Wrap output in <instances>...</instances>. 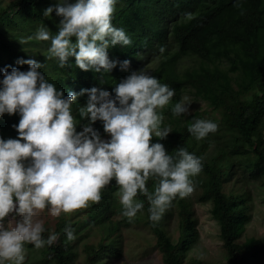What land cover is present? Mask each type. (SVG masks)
Wrapping results in <instances>:
<instances>
[{"label": "trees", "instance_id": "1", "mask_svg": "<svg viewBox=\"0 0 264 264\" xmlns=\"http://www.w3.org/2000/svg\"><path fill=\"white\" fill-rule=\"evenodd\" d=\"M74 2V0H69ZM56 0H10L0 4V70L18 67L26 71V64H17L18 58H34L44 64L40 69L45 78L63 89L79 92L82 88L102 87L109 91L132 70L116 68L107 73L82 71L69 58V65L61 68L55 60L45 59L47 46L25 52L18 46L20 40L36 41V28L46 27L55 35L59 17L53 13L45 17L44 10ZM112 23L123 28L131 37V46L116 45L108 49L109 58L152 62L149 75L161 84L175 89V95L163 109V126H171L167 139L153 137L170 155L183 147L203 159V170L192 177L195 198H176L163 219L153 227L149 221L148 202L142 194L136 199L143 201L144 208L133 221H142L155 238V245L166 264H204L198 256L187 253L198 240L197 217L193 202H209V212L218 226V236L225 249L226 262L247 264L264 254V240L248 236L239 241L250 218L248 212L249 182L264 186V0H117ZM191 15L193 19H188ZM32 37V39H29ZM160 46L165 47L161 55ZM185 56L197 58L195 65L181 67ZM155 61V62H153ZM3 73L0 71V80ZM188 91L194 98L204 101L213 118L221 117V131L210 133L203 140H196L188 128L197 119L204 118L198 109L181 116L172 114V107L182 100ZM86 96L78 97L73 104V114ZM19 114L0 116V138H16L13 125L18 124ZM78 123H84L79 121ZM94 127L102 135L103 127L97 121ZM77 129L80 130L78 125ZM155 185L149 179L150 191ZM119 187L113 180L102 192L98 204L85 209L86 216L100 228V246L86 250L85 264H104L102 253L119 256L120 226L128 225L127 218L114 215L113 206L119 201ZM80 217L68 219L59 216L53 229L44 225L42 238L56 233L57 241L42 250H34L28 244L30 260L48 264H73L76 251L73 241L81 227ZM176 218L178 234L172 239L167 224ZM84 222L87 221L85 218ZM73 229L74 239L69 241L64 231Z\"/></svg>", "mask_w": 264, "mask_h": 264}, {"label": "clouds", "instance_id": "2", "mask_svg": "<svg viewBox=\"0 0 264 264\" xmlns=\"http://www.w3.org/2000/svg\"><path fill=\"white\" fill-rule=\"evenodd\" d=\"M116 2L56 0L47 7L45 17L55 13L60 19L55 35L46 27L35 34L38 41H50L45 59L64 68L74 58L76 67L85 72L107 73L118 64L127 70L129 60H112L108 55L110 47L133 43L123 28L112 23ZM187 18L193 19L190 14ZM158 51L162 55L165 47ZM16 63L28 69L0 70V116L20 117L13 125L17 137L0 138V264H23L26 245L39 249L57 241L56 233L42 238L45 228L37 218L39 212L47 208L51 216L59 217L98 204L113 180L120 190L121 215L132 222L144 208L136 199L142 194L153 227L176 198L194 193L191 178L202 172V157L183 147L170 155L162 143L152 142L153 137L165 140L172 132L171 126L162 127L164 118L158 110L169 104L175 89L134 70L111 91L93 86L65 96L40 71L43 63L34 58H18ZM80 96L86 100L74 115L72 106ZM171 111L174 116L188 114L190 102H178ZM77 116L84 123H78ZM97 121L107 138L94 127ZM217 130L216 123L203 119L188 128L198 141ZM149 179L155 180L152 191ZM13 215L18 219L6 227L5 219ZM64 231L69 241L75 238L71 226Z\"/></svg>", "mask_w": 264, "mask_h": 264}, {"label": "rangeland", "instance_id": "3", "mask_svg": "<svg viewBox=\"0 0 264 264\" xmlns=\"http://www.w3.org/2000/svg\"><path fill=\"white\" fill-rule=\"evenodd\" d=\"M10 0H0V4L5 5ZM38 31L36 28L35 34ZM35 34L33 37H35ZM18 46H22L25 52H32V49L41 48V45L47 46L43 41H29L27 39L20 40ZM37 59V58H36ZM194 56H185L181 59V67H187L195 65L197 60ZM155 62V61H153ZM152 62H146V60H139L134 65L130 64L129 67L134 71H144L148 72L153 68ZM190 102V112L198 109L204 112V118L216 123L218 125V130L221 131L222 121L221 117L213 118V114L210 108L207 107L206 103L200 99L194 98L188 91L182 94V100ZM107 138L106 134L101 135ZM249 196H248V212L250 215L249 220L245 225V230L239 241L244 240L248 236H255L262 238L264 240V186L249 182L247 185ZM195 191V190H194ZM195 198V192L192 194ZM210 203H200L197 201L193 202V211L197 217V229L199 232L197 242L188 251L189 256H198L205 261L204 264H229L226 262L225 249L222 246L221 240L218 236V226L214 219L211 217L209 212ZM114 215L118 217L121 215L122 206L120 201H118L113 206ZM68 219H76L80 217L82 224L78 229V234L76 239L73 241V247L76 251V255L73 259V264H85L86 250L90 249L92 245L93 250L99 248V235L100 228L93 222L94 218L87 217L85 214V209L74 212L71 215L61 214ZM60 215V216H61ZM37 218L43 222V224L51 229L54 228L55 222L58 217H53L50 211L46 208L42 212L38 213ZM87 221H83L84 219ZM18 217L14 215L6 218L4 221L5 226H9L14 223ZM135 219V218H134ZM133 219V220H134ZM176 218H172L167 224V231L170 233L172 239L177 238L178 229L176 226ZM120 232V243H119V256H113L102 253V259L104 264H166L163 261L162 254L158 247L155 245V238L151 231L142 221L120 226L118 230ZM27 246V245H26ZM25 246V260L23 264H48L46 262L33 261L30 260V252ZM44 248V247H43ZM38 250L39 253L42 250ZM247 264H264V254H261L259 258L250 261Z\"/></svg>", "mask_w": 264, "mask_h": 264}]
</instances>
